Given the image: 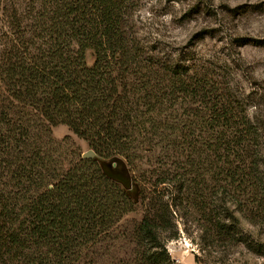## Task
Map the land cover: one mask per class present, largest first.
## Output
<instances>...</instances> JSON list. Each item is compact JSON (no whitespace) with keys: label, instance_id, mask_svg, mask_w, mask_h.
Returning <instances> with one entry per match:
<instances>
[{"label":"trees","instance_id":"obj_1","mask_svg":"<svg viewBox=\"0 0 264 264\" xmlns=\"http://www.w3.org/2000/svg\"><path fill=\"white\" fill-rule=\"evenodd\" d=\"M0 9L8 24L0 27V264H79L136 209L98 158L55 139L61 124L102 158L121 156L134 171L148 147L162 150L155 157L162 167L173 158L182 168L186 155L208 153L211 169L256 187V126L214 107L202 112L203 127L192 124L195 110L185 116L175 109L170 120L176 94L194 97L208 84L141 47L127 30L128 0H0ZM178 177L185 180L164 170L155 183ZM154 199L155 208L167 205ZM162 225L155 210L141 224L147 264H164Z\"/></svg>","mask_w":264,"mask_h":264},{"label":"rangeland","instance_id":"obj_2","mask_svg":"<svg viewBox=\"0 0 264 264\" xmlns=\"http://www.w3.org/2000/svg\"><path fill=\"white\" fill-rule=\"evenodd\" d=\"M127 14V30L155 60L179 63L208 84L199 87L194 97L176 94L168 103L170 120L174 117L170 112L177 114L175 109L185 116L195 110L200 115L192 124L203 127L202 112L214 107L237 123L256 126L257 185L211 169L212 154L209 160L208 153L198 158L189 154L191 146L182 168L173 158L162 167L155 158L162 150L149 147L141 151L144 159L137 171L121 156L99 158L105 172L135 199L136 209L79 264H147L142 259L147 242L140 227L153 210L162 216L158 250L164 264H264V0H128ZM4 19L0 9V27L8 29ZM95 60L91 49L87 61L92 66ZM209 116L214 115L208 112ZM193 129L198 136L200 130ZM53 136L78 148L83 156L91 150L66 124L53 127ZM164 170L184 173L185 180L178 177L171 184H156ZM154 197L167 205L155 208Z\"/></svg>","mask_w":264,"mask_h":264},{"label":"water","instance_id":"obj_3","mask_svg":"<svg viewBox=\"0 0 264 264\" xmlns=\"http://www.w3.org/2000/svg\"><path fill=\"white\" fill-rule=\"evenodd\" d=\"M85 158H100V159H104L101 156H99L93 149L89 150L85 155Z\"/></svg>","mask_w":264,"mask_h":264}]
</instances>
